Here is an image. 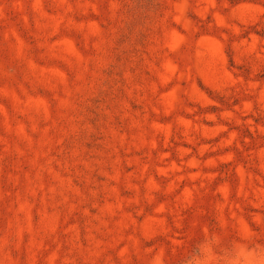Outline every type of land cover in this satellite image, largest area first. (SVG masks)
<instances>
[{"label": "rangeland", "instance_id": "rangeland-1", "mask_svg": "<svg viewBox=\"0 0 264 264\" xmlns=\"http://www.w3.org/2000/svg\"><path fill=\"white\" fill-rule=\"evenodd\" d=\"M0 264H264V0H0Z\"/></svg>", "mask_w": 264, "mask_h": 264}]
</instances>
